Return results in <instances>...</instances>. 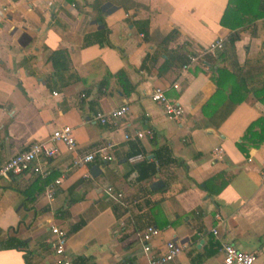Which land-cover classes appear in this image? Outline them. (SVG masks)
<instances>
[{
  "label": "crops",
  "instance_id": "0c3cea01",
  "mask_svg": "<svg viewBox=\"0 0 264 264\" xmlns=\"http://www.w3.org/2000/svg\"><path fill=\"white\" fill-rule=\"evenodd\" d=\"M236 1L249 9L230 47L219 24L229 0H0V168L64 126L76 143L40 160L45 178L0 179V264H54L50 226L74 264H147L170 241L184 250L164 264H223L222 243L264 264V141L236 146L264 118L253 94L264 87V0ZM155 87L180 121L149 100ZM123 105V118L98 121ZM108 146L112 162L72 165ZM147 227L158 234L146 255Z\"/></svg>",
  "mask_w": 264,
  "mask_h": 264
},
{
  "label": "built area",
  "instance_id": "2783aa9c",
  "mask_svg": "<svg viewBox=\"0 0 264 264\" xmlns=\"http://www.w3.org/2000/svg\"><path fill=\"white\" fill-rule=\"evenodd\" d=\"M4 11L5 8L0 7V21ZM223 44V40H218L207 47L202 53H199L196 56H188V63H195L202 55L213 53L218 49H222ZM185 68H187V65L183 66V69ZM173 87L176 86L174 85ZM148 97L151 102L156 103L161 107L167 119L173 121H180L182 119L184 114L183 109L178 104L168 101L165 97V90L161 87H155ZM127 113V106L123 105L106 115L98 116L97 119L100 123L104 124L109 120L123 118ZM152 134L151 130L136 131L132 136L124 135L123 140L127 141L132 138H152ZM72 135V129L68 126H64L51 133L47 139L31 143L29 147L12 157L0 168V179L8 180L10 176H19L23 174L38 175L40 178H45L49 175V170H47L40 163V160L52 159L56 157L59 154V146H63L69 153L74 152L76 143ZM109 148L110 146L101 147L83 157H75L72 161V165L75 167H81L93 162L96 158H99L104 163L112 162V157L108 152ZM144 159L145 157L143 155H135L130 157L128 162L134 164L141 162ZM53 183L58 185L59 180H55ZM107 192L110 193V190L107 189ZM45 195L49 200H52V189L49 188ZM117 196L120 197L121 195L118 194ZM216 218H218V216H216ZM49 231L54 237L52 246L53 252L56 256L54 264H74L72 260L69 259V256L65 254L67 243L65 233L55 226H50ZM211 231L214 236L218 235V232L215 229H212ZM157 234V230L151 227H147L144 230L141 236V241L143 242V251L146 255L150 253V242ZM183 250L184 245L173 241L167 242L164 246V250L155 256V258H149L147 264L168 263L182 253ZM220 252L222 254L221 259L223 264H254L255 255L253 253H247L239 249H235L230 243H222Z\"/></svg>",
  "mask_w": 264,
  "mask_h": 264
},
{
  "label": "trees",
  "instance_id": "16d2710c",
  "mask_svg": "<svg viewBox=\"0 0 264 264\" xmlns=\"http://www.w3.org/2000/svg\"><path fill=\"white\" fill-rule=\"evenodd\" d=\"M242 3H237L236 0H229L228 6L223 12L219 24L222 27L232 29L233 32L230 34L228 38V44L229 46H234L235 42L239 39L238 31H235L236 29L242 27L243 20L241 19V15L243 12L247 11L249 9V4L246 5V7H243L241 5ZM219 73H221V70H219ZM121 85L127 88L128 92V82L125 79V76L122 72L117 74ZM254 97L259 100V102H264V87L260 89L259 91H255ZM234 104V101L232 102ZM264 141V118H260L254 122H252L246 129L245 134H243L241 138V142L239 144H236L237 148L241 151H246L247 147H257L259 144H261ZM14 245L16 248H19L21 246L20 243L14 242Z\"/></svg>",
  "mask_w": 264,
  "mask_h": 264
},
{
  "label": "water",
  "instance_id": "95a60500",
  "mask_svg": "<svg viewBox=\"0 0 264 264\" xmlns=\"http://www.w3.org/2000/svg\"><path fill=\"white\" fill-rule=\"evenodd\" d=\"M97 169V167H95ZM158 186H161L160 181H156L152 184L151 189L157 188Z\"/></svg>",
  "mask_w": 264,
  "mask_h": 264
}]
</instances>
